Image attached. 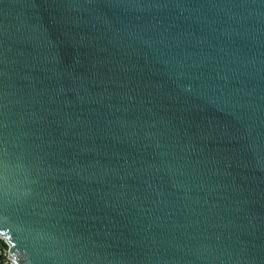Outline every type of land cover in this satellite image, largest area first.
I'll list each match as a JSON object with an SVG mask.
<instances>
[{
	"label": "water",
	"instance_id": "95a60500",
	"mask_svg": "<svg viewBox=\"0 0 264 264\" xmlns=\"http://www.w3.org/2000/svg\"><path fill=\"white\" fill-rule=\"evenodd\" d=\"M0 237L264 264V0H0Z\"/></svg>",
	"mask_w": 264,
	"mask_h": 264
},
{
	"label": "trees",
	"instance_id": "16d2710c",
	"mask_svg": "<svg viewBox=\"0 0 264 264\" xmlns=\"http://www.w3.org/2000/svg\"><path fill=\"white\" fill-rule=\"evenodd\" d=\"M6 242L0 237V264H12L11 260L4 258L6 254Z\"/></svg>",
	"mask_w": 264,
	"mask_h": 264
},
{
	"label": "built area",
	"instance_id": "2783aa9c",
	"mask_svg": "<svg viewBox=\"0 0 264 264\" xmlns=\"http://www.w3.org/2000/svg\"><path fill=\"white\" fill-rule=\"evenodd\" d=\"M4 258H8V257H7V253L5 254ZM8 259H9V258H8ZM12 264H13V263H12Z\"/></svg>",
	"mask_w": 264,
	"mask_h": 264
}]
</instances>
